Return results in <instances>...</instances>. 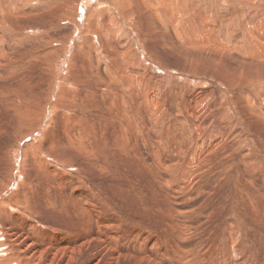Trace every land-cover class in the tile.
Listing matches in <instances>:
<instances>
[{"label":"rangeland","instance_id":"374dc122","mask_svg":"<svg viewBox=\"0 0 264 264\" xmlns=\"http://www.w3.org/2000/svg\"><path fill=\"white\" fill-rule=\"evenodd\" d=\"M84 1L79 0L80 3L78 4V1H77V3H74L75 5L73 3H70V2L68 4L67 0H65L64 3L62 2L60 4L54 3V2L49 3L48 6L46 5L42 9L37 10V13H36V11L35 12L34 11L33 12H25L26 10L21 12V10L17 9V8H10L11 10H9L8 7H6V11L4 12V15H0V17L2 19L6 18V20L10 24L8 30L4 33L6 35H3L2 40H0L5 47V48L3 47V50L0 51V58H1L0 59V65L2 66L3 77H5V76L7 77V79H4V80H6V81H3L4 83L1 82L2 83L1 85H2L3 89L6 86L8 89L10 88L9 90H11V91H17L20 89L19 91H21V92L26 91L25 93L30 94L29 103L33 107V110H34L33 113L32 112H31V114L29 113L28 117L26 115H22L21 117H19V119L14 118L12 116V114L10 113V111H8V110L1 111L3 113L0 112V129H1V131H0V164H4V162L6 160L10 161V162L17 161V157L15 155L16 154L15 152L18 150V148H22L25 150L24 151V153H25L24 157H31V154H33V153L37 154L38 151L41 152L44 150H46V152L48 151V153H50V155L52 157H55L58 154L61 155L62 157H66V158H69L70 156H74V154L72 153V146H68L69 141L71 140L70 138H68V136L70 135V133L72 131L74 133L77 132V126H78L77 123H82L85 126L86 131L87 130L90 131V133L88 131L86 133H84L86 135V138L90 141H96L93 144L94 149L92 147L91 152L89 151L90 152L89 154L86 153V156L92 155V156H95L97 158L100 156L99 158L101 160H103L105 158L103 161L105 163V165H104V163H102V165L105 167L104 169L107 171L104 172L100 169H88L86 167V165H84L83 167L86 169L81 170L82 172L81 171L78 172L81 175V177H80L77 172L75 173V171H76L75 167H73L72 169L70 168V171L66 170V174H65V178H64L65 184H64V186L62 185V187H63V190L65 191V194L68 195L69 192L71 193V191H70L71 187L70 186L77 183L76 185H78L80 190L77 191L74 196H75V198L77 196L76 201H77V205L79 208L81 207L79 205H81V203H82V208H80L81 209L80 211H84L85 213L87 212L86 215L88 217L91 216L88 211L92 212V216L89 217L88 220L91 222V225H92L91 226L92 228H90V231H92V233L95 235V237H100L103 239L105 237L108 238V236H109L112 239L111 233L116 234V236H117V238L115 240L116 243L112 244L113 240H109V239H106L105 242L111 246L114 244L116 246L119 245V247L117 246V249L119 251L120 250L124 251V244L126 242L132 241V245L130 246L129 252L133 253V254H136L137 243L140 244L143 248L151 247V250H153V251L155 250V252H157L158 255L163 256V258H164L163 260L168 259L167 261L169 262V264L173 263L174 258L176 259L174 264H178V263L181 264L184 261L185 256L188 257V255L185 253H187L189 251H191V252L194 251V252H193V256H191L192 254L190 255V260H189L190 262L188 261V263H191V262L197 260V262H195V263L193 262L192 264H200V263H202V264H235V263L236 264H264V226H263L264 225L263 224L264 223V221H263L264 220V215H263L264 214V150H263L264 149V129L260 128L258 126H255L252 123H249L248 119H244L245 126H247V131L250 133V136H252V135L254 136V139L256 140V143L258 144V146L260 148L258 147L257 152L253 151V153L250 156H248L246 158V160H243V161H241L238 158L239 157V155H238V157L236 158L237 163L235 162L236 165L231 166V169H230V172H234L233 169L236 170L235 176H231L230 178H228V181L223 182L224 184L222 183L218 187H216V189H219V190L215 191L216 190L215 189V190H213V192L212 191L210 192V190H208L210 187L207 183H206V187H204L203 184H201L202 179L198 183L196 181L195 182L196 184L191 183L189 180V168H187L185 170L187 172V174H184V176L180 175L179 173H176V170L172 169L175 167V165H174L175 159H176V161L181 162V164L182 163L184 164L185 162H184L183 158L188 152L186 151L185 154L184 153L178 154L177 153L178 151L174 150L175 149L174 143L177 142V140H175V138H177L179 140L180 134H179L178 130L174 131V128L172 129V131H170L171 130L170 129V123H172V121L175 122V120L178 121V119H180V118L177 119V117H180V115L182 117V115H184L187 118L185 120L186 122H185L184 126H186L187 124H188L187 125L188 127L192 126V125L197 126V120H195L197 115H196L195 111H191L192 114L189 113L188 115H185V113L181 114V112L177 106L174 107V100L176 103L177 100L179 99V97L175 96L176 94H174L173 90L177 89L175 92L180 94L181 96H184L186 98V102H188V100H190L189 101L190 103H188L185 106L186 107L188 106L190 108H195L194 106H192L194 104V98H193V96H191V92H192V88L194 87V84L190 83L191 81H187V80H186V83L184 84V81H182V80L180 81L177 77H175L176 78V81H175V79H173L174 73L170 76H168V74L165 75V73L170 72L174 67L176 69L174 68L172 71L174 72L176 70V72H178V69H177L179 67L178 64L181 66V63L179 62L180 59H178V58H180V54L177 50L176 51L174 50V45H172V43H174V42L178 44V42H179L178 39H176L174 37V32L172 30L170 32L169 31L168 32L161 31V33L156 35L157 32L153 33V32L148 31V30L145 32V30L137 29L136 32L139 36V40L141 39L140 43H142L141 45L143 48H146V49H144V51L139 50V49L137 50V47L134 44V42H131V40H133V39H132V34L130 31V28L127 25L124 26V24H123L125 22L123 17H126L125 13L128 10H130L131 12H137L138 16L144 14V13H139V12H147V13L153 12V10L150 8V6L148 4L143 3L142 1L139 3V5L134 4L136 2V0L128 1V3L126 5L122 3L123 2L122 0H121L122 2L120 0L119 1L118 0H94V1L93 0H89V1L84 0ZM256 1L258 2L261 0H256ZM86 2H87V5H86ZM118 2H120V4H118ZM237 3H232V4L226 3V4H224V3L217 0L216 4L213 2L212 4H210V6H211V8H213V9H211V10H213V12L216 13V12H223L224 11L223 13H226V16L233 18L232 17L233 13L237 11ZM39 4H37V5H39ZM94 4H95V6H94ZM113 4L118 5V8L113 6ZM122 4H123V6L124 5L125 6L123 7ZM78 5H80V6H78ZM101 5H103V6L101 7ZM104 5H105V7H104ZM147 5L149 8L147 7ZM91 6H93V8ZM217 6H218V10H217ZM230 6H232V8ZM87 7H88V9H87ZM94 7H97V8L100 7L99 12H110V11H112L110 13H112L111 15H114V16H111V19L112 20L114 19V21L116 20L115 30H117L116 28H118V31H119L118 33H121V35L127 34V36L124 35L125 38H124V36L122 37L120 34H118V36H120V38L122 37L121 38V40L123 42L122 45L125 46L124 49H121V46L119 48L117 47L118 52L122 53L121 51L127 50L128 52L123 51V52L127 53V54H125V56L129 54L128 55L129 59L135 58V59H138L140 62H143L144 60H146L145 58H147V56L150 55L149 56V57H151L150 59L155 62L156 67H158V69L162 72V76H165L164 78L167 80L170 77L168 80V82H170V83L168 84V82H166L169 86L166 84L167 86L165 85V87H164L165 88L164 90L165 91L168 90L167 94L169 93V96H170L169 99L166 100L167 101L166 106L164 107V110L162 109L160 115L158 116L159 118L157 117L158 119H156V120L153 119V116L151 115V113L145 114L146 117L144 120V125L145 126L147 125L146 126V129H147L146 133L147 134L149 133V134L148 135L144 134L143 139L139 140V144L136 147V149L140 150V152H141L139 156L145 157L146 160L148 161V163L152 166V169H154V171H156L155 174L158 176L160 175V177H161V181H159V183L157 184L158 186L156 185V187H154V190L156 188V190L159 194L158 198H156V199L151 198V196H150L151 192H150V189L148 188L149 187L148 186L149 180L152 179V181H153V178H152L154 176L153 173L151 172V170H149L147 172V175H146V173L144 171L145 166H143L144 164H141V166H143L142 167L143 171L139 170L138 168L136 169V167H137L135 165L136 156L132 153L133 150H135V147L133 145V142L128 141V139L131 140L130 138H132V136L129 134V132L132 130V125H131V130H128L129 132L127 131L126 128L125 129L127 132L126 131L123 132V135L128 137L127 139H125V140H127V142L124 144V141H125L124 140L118 144V141L121 139V137H120L121 136L120 131H121V127H122L121 125L124 124V127H125V120L127 119L123 115L124 114L123 112H125V109L123 108V104H121V103L117 104L118 99L113 97V93L115 91V89L113 87H111L110 92L109 91L107 93H106V91L102 92L101 90L97 89V86H99V88H100L101 80L100 81L96 80V79H98L97 76L96 77L93 75L91 76V64H94L96 54H95L94 50L92 49L90 43L88 44L89 47H87V48L83 46V44H85V40H88V39L85 35H80V33H79V30H80L79 27L80 26H78V24L81 25V24H83L82 22H84L83 26H85V27L86 26L87 27L92 26L93 21H94L93 20L94 18L92 16ZM120 7H122V9H120ZM263 7H264V1L261 3V6L259 7V9H262ZM105 9L108 11H106ZM147 9H148V11H147ZM219 9H220V11H219ZM259 9H255V7L247 8L246 6H243L242 4H240L238 6V10L240 11L239 12L240 14L238 12H236L238 16L240 15L239 17L238 16L236 17V18H238L237 23H238L239 27L241 26V28H245V27L246 28L247 27L252 28L256 24L257 20L260 19L259 17L261 15H264V11H260ZM40 10H41V12H40ZM75 10H77V11H75ZM211 10L208 9L207 11L212 12ZM63 11L67 12L68 14L64 15ZM38 12H39V14H38ZM75 12L77 13V16L80 19H78L76 17ZM169 12H174V10L170 9ZM253 12H256V14L252 18L251 16H252ZM120 13L123 17L119 16ZM32 14H34V15H32ZM58 14H60V15H58ZM78 14H80V15H78ZM17 15H19V16H17ZM70 15H72V16H70ZM87 15H90V16H87ZM29 16H31V18ZM138 16H136V18ZM199 16L201 17L202 15L199 14ZM199 16H198V14L195 15L194 19L197 22L194 20L192 22L193 25L197 29H199L201 27V26H199V22H198V19L200 18ZM61 18H63V19H61ZM67 18L72 19V21L71 20L68 21ZM83 18H85V20ZM141 18L142 17L138 18V24H140L141 26H146V23L148 21H146V23L145 22L141 23V21H139V19H141ZM79 20L81 22H79ZM158 21H159V19H158ZM33 22H35V23H33ZM234 22H235V19H234ZM117 23H118V26H117ZM240 23L242 25L244 24L243 27ZM159 28L161 30H163L160 26H159ZM237 29H238V27H237ZM223 30L224 29L221 26V30H219L221 33V37H226V35L228 34V29H225L224 31ZM241 30L238 31L239 33H237V36H236V37H238L237 40L238 41L240 40V42H242L241 39H243V38H241L242 35L240 36ZM22 31H24L25 33ZM235 31H237V30H235ZM146 33H148V34H146ZM170 34H172V35H170ZM12 35L15 38V39L13 38L14 41L9 42V40H8L9 43L7 44V41H6L7 38L9 36H12ZM210 35L211 36H209L207 33L208 39L213 38V35L212 34H210ZM104 36H106V38H108V35H104ZM158 36H159V38H158ZM75 37H77L78 39ZM120 38H117V39H120ZM126 38H128V39H126ZM4 39H6V40H4ZM146 39H147V41H146ZM174 39H175V41H174ZM32 40H33V42H32ZM47 40L49 41V43ZM60 40L61 41L63 40L62 43H60ZM72 43L74 45L71 47ZM155 43H156V46H155ZM213 43H214V41H210L209 50L211 48L212 49L209 51V53L214 54V52L217 50H216V47L214 46ZM244 43L249 45V43L247 41H244ZM52 46H54V47H52ZM67 46H69V48ZM68 49H70V50H68ZM89 49H90V51L88 53ZM9 50H11V51H9ZM145 50H147V51L145 52ZM19 51H20V53H19ZM44 51H46V52H44ZM49 51H51V54ZM230 51L231 50H229L228 52L227 51L225 52L226 57L223 59L225 62L224 69L226 71H230V66L233 65V64L229 63V59L228 60L226 59V58H228L227 56H229V53H231V55L235 54L234 51L233 52H230ZM41 52L42 53L44 52V54H40ZM129 52L130 53L132 52L131 53L132 55H130ZM154 52L156 54H154ZM13 53H15L16 56L15 55L13 56ZM136 53H138L137 56H136ZM4 54H6V55H4ZM10 54H11V56H10ZM20 54H22V55H20ZM35 54H37V55H35ZM141 54H142L143 58H141ZM196 54L197 55H194V56H196L197 58L195 57L194 59H196V60L199 59V62L197 65H196V62H194L192 68L196 73H202L203 77L208 81L207 85L205 84L204 86L201 87L206 92L210 91L207 95V98H208L207 103L209 104L208 106H212V104L210 103V101L212 99L215 100L214 102H217L218 101L217 99H219L220 102H222L220 99V97L222 96L220 94V90L217 87V85L214 84L215 82L214 83L212 82L213 80L219 79L221 82H225L228 84V82H227V81H229V80H227L228 77L224 73L226 71H224V69H223L222 76H225L226 78L223 77L224 79H222L217 75V71L214 67L215 65L218 64V62H220L221 59H219L218 55H215V56L213 54H212V56L206 55L207 57L202 58L201 55H199L198 53H196ZM139 55H140V57L138 58ZM156 55H158V56H156ZM67 56H69V58ZM128 56H126V57H128ZM35 57H37V58L35 59ZM238 57H239V59H242L241 55L237 56V58ZM66 59H67V63H66ZM68 60H69V62H68ZM21 61H23V62H21ZM27 61H29L30 63ZM207 61H209V62H207ZM63 62H64V65H63ZM156 62H157V64H156ZM246 62H249V60H247ZM24 63L25 64L27 63V65H25ZM30 64L31 65L33 64V65L31 66ZM59 64H60V67H59ZM125 64H127V62H123V65H125ZM13 67L15 69H12ZM66 67H68V68H66ZM46 68H47V70H46ZM61 68H64L66 70V73H69L71 71V73H69L70 75L69 74L67 75V77L69 76L68 79L71 80V83H72L69 86L70 88H68V85H66V83H65L66 81H68V79H67V77H64V73L62 72V74H59L60 71L62 70ZM17 70H18V72H17ZM24 72H26V73H24ZM54 72H55V75L53 74ZM18 73H20V74H18ZM14 74L17 76H15ZM21 74H22V76H21ZM75 74H77L78 76ZM30 75H32V76H30ZM45 76H46V78H45ZM75 77H77V78H75ZM63 78H65L66 80ZM73 78H75V79H73ZM31 79H34V80H31ZM8 80L10 83L8 82ZM72 81H74V82H72ZM172 81L174 84L172 83ZM48 82H49V84H48ZM180 82H181V84H180ZM93 83H94V85H93ZM177 83H178V85H177ZM10 84H12V85H10ZM36 84H37V86H36ZM62 84H63V86H62ZM186 84L188 86L190 84L193 86L189 88L188 86H186ZM76 85H78V86H76ZM170 85H172V87ZM19 86H21V87H19ZM64 86L65 87L67 86L68 91L65 90ZM29 87H30V89H29ZM39 87H40V90H39ZM45 87H46V89H45ZM52 87H54L53 90H52ZM173 87H177V88L174 89ZM168 88H170V89H168ZM181 88H183V89L185 88L184 91H183V89L181 91ZM29 90H30V92H29ZM72 90H74V91H72ZM169 90H170V92H169ZM78 91L81 93H79ZM68 92H69V94H68ZM82 93H84V94L82 95ZM115 93H116V91H115ZM217 94L220 97H218ZM53 95H54V98H53ZM67 96H70V97H67ZM76 96H77V98H76ZM83 96H85V97H83ZM59 97H60V99H59ZM74 98L77 100V103H76V100ZM189 98H191V99L193 98V100H191ZM201 98H202V96H201ZM261 98L262 97H257L256 100L260 101ZM51 100H53L55 103ZM68 101L69 102L71 101V102L69 103ZM112 101H113V104H111ZM214 102H212V103L214 104ZM218 102L216 103L217 106H219V104H220V102L219 103ZM50 103H51V105H50ZM73 103H75L76 105ZM114 103L117 104V107L114 106ZM64 105H65V107H64ZM94 105H95V107H94ZM119 105H121V107ZM181 105H183V104H181ZM59 106H60V108H59ZM81 106H82L83 110H81V108H80ZM39 107L40 108L42 107V108L40 109ZM55 108H56V110H55ZM181 108H183V106H181ZM88 109H89V111H88ZM36 110H38L37 112L38 113L40 112V113L39 114L37 112L35 113ZM56 111H57V115H55ZM181 111H182V109H181ZM64 112L65 113L67 112V114H65ZM52 113H54V114L52 115ZM144 113L145 112H143V114ZM43 114H44V116H43ZM45 114H46V117H45ZM74 114L77 117H79V118H77L79 120H77V122L72 123L73 121H75L74 117H73ZM78 114H80V116ZM174 115H176V116H174ZM36 116H38V117H36ZM8 117H10V118H8ZM48 117H51V119H49ZM67 117H69V119H71V120H67L68 119ZM29 118H31V119L29 120ZM45 118H48V119H45ZM50 120H52V121L50 122ZM121 121L123 122V124L121 123ZM153 122H155V123H153ZM156 122H158V123L160 122V123L158 124ZM182 122H183V120H182ZM192 122H193V124H192ZM215 123L216 122H214L213 129H214V132L216 134V137L220 138L221 133L219 134V132L222 131L223 126H221V124H219V123H216V124H218V126H217ZM72 124H74V125H72ZM7 125H8V127H7ZM97 125H98V127H97ZM168 125H169V127H168ZM215 125L217 126V128L215 127ZM229 125H231V124H229ZM232 126L234 128L236 127L238 130H240L241 133L245 132L244 131L245 127H243V125H241V124L234 126L232 123ZM188 127H186V128H188ZM118 128H120V130ZM67 129L70 132H68ZM168 129H170V130H168ZM64 130L69 133V134L67 133L68 136L66 134H64L65 133ZM96 130H97V132H96ZM173 131L176 134H174ZM217 132H218V135H217ZM241 133L238 136H240ZM158 134L162 135L164 138H162V139L157 138ZM195 134L196 133H194L192 135H188V138L185 139V141H187V143L185 144L187 147H189V145L193 139L199 138ZM242 134H245V133H242ZM77 135H78V133H77ZM77 135H76V137H77ZM74 136H75V134L73 135V137ZM80 137H82V136L80 135ZM80 137L78 136L77 139H80ZM82 138L84 139L85 136ZM116 138H117V140H115ZM213 138L216 139L215 137H213ZM155 140L158 141L156 143H153L156 145L157 150H156V152H153L152 149L150 148V142H154ZM102 141H103L104 145H103V143L101 145ZM115 143L118 145V146L116 145L117 148L115 146ZM122 143L125 145V147ZM188 143H189V145H188ZM36 144L38 145V147ZM95 145H97V147H95ZM246 145L247 144L242 143L243 147ZM105 146H107V147H105ZM127 146L130 148L127 149ZM242 146L240 144L239 150H241ZM30 147H32V149ZM101 147H103L104 150ZM138 147H140L141 149ZM98 148H100V149H98ZM123 149H124V151H123ZM118 150H120V151H118ZM92 151L93 152L95 151L94 152L95 154H93ZM126 151H128V153ZM152 152L154 154H152ZM117 153L120 155H118ZM125 153H126V155L127 154L128 155L126 156ZM129 153H131V154H129ZM99 154H101V155H99ZM96 155H99V156H96ZM124 158H125V160H124L125 162L123 161ZM62 159H63V161H61L59 163H62L64 165H68V161L64 158H62ZM117 159H120V160H117ZM129 159L131 162L129 161ZM252 159L258 161V162L256 161L257 164H256V162L251 163L255 168V170L252 171L254 173V175H252L253 177L248 174L250 172V170H249L250 161ZM152 161H154L155 163ZM168 166H169V168H168ZM59 168H61L59 165L56 166V169H59ZM44 173L42 175H36V177L34 174V177H31V180H33V181L31 182V186H30L29 201L34 208L37 206L36 209L39 208V210H40L41 204L43 203L42 201H44V197H46V195H48V196L50 195V197H53L54 194H56L52 185H55L56 181L58 180L57 178H59L58 177L59 174H57L58 172L54 176L53 175L47 176L46 172H44ZM174 173L176 175H174ZM171 174L173 175V177ZM228 174H230V173H227V176H228ZM77 175H78V177H77ZM98 175H100V177H98ZM236 175H237V177H236ZM117 176L120 178H116ZM187 176H188V178H187ZM232 177H234V178H232ZM107 178L109 179V181ZM110 179H112V181H110ZM242 180H243V182H242ZM117 182H118V184H117ZM81 183L82 184L84 183V184L82 185ZM188 183H190L191 186ZM98 185H99V187H98ZM111 185L113 188L111 187ZM126 186L135 187V194L132 191L128 192ZM100 188H101V190H100ZM102 188L104 190H102ZM165 188L168 190L169 189H171V190L173 189V190L168 191ZM113 189H115V190L113 191ZM86 190H90V193L87 192ZM106 190H108V192ZM120 190H121V193H119ZM100 191H102V192H100ZM144 192L145 193L147 192V193L144 194ZM57 194H58V192H57ZM140 195H141V197H140ZM168 195H169V197H168ZM78 196H80V198H78ZM171 196L172 197L174 196V197L171 198ZM214 196L216 198L217 197L218 198L216 199ZM5 197H7V195H3L2 199L4 200ZM94 197H95V199H94ZM122 197H124V198L126 197V198L123 199ZM167 197H168V199H167ZM91 198H93V199H91ZM137 198L138 199L140 198L141 201L138 200ZM119 199H121V201H119ZM173 199L175 200V202ZM215 199H216V201H215ZM158 200H160V201H159V203H156V204H161L162 209L158 206H155L156 204H154ZM189 201H190V203H189ZM59 202L60 201H57V205H59V207H60L61 205ZM119 202H121V203H119ZM142 202H144V203H142ZM165 202H167V204L170 205V208L165 206ZM178 202H179V204H178ZM64 208L65 209L67 208V209L65 210ZM141 208H143V209H141ZM147 208H149V209H147ZM60 209H61V212L57 214L58 217L55 216V217L50 218V216L45 215L46 219H48L49 221H51V222L54 221V223H56V224H61V227H59L58 230L53 229V227H45L44 226L45 233L49 235L48 238H51L50 234H52V233H53L51 235L52 237H54L55 234H56L55 236H58V235L61 236L62 235L63 237H67V233L64 232L66 230V228H64V225H71V224L76 223L79 220L78 218L74 217V220H75L74 221L72 218L73 212H74L72 205L68 206L67 203H65L63 206L60 207ZM220 209H222V210H220ZM215 210H217V211H215ZM232 210H236V213H235V211H232ZM219 211L220 212L222 211V212L220 213ZM227 213L229 214V216H227L228 215ZM160 214L162 215V217ZM259 214H262V216H259ZM252 215H253V217H252ZM148 216L151 220L148 218ZM167 216L169 217L168 219H167ZM84 217H85V215H84ZM255 217H257V221L255 220ZM258 217H259V220H258ZM262 217H263V219H261ZM208 218H210V220ZM46 219H45V221L47 222ZM103 219H104V221H103ZM211 219H213V220H211ZM224 220L225 221L228 220V221L224 222ZM253 220H255L256 223ZM107 221L109 223H107ZM112 222L115 223L114 224L115 226L113 225ZM229 222L232 224L231 228H230L231 224L229 225ZM101 223H103V225H101ZM104 223L105 224L107 223L106 224L107 227ZM110 223H112V224L109 225ZM259 223H261V224H259ZM109 226H111V227H109ZM186 226L187 227L189 226V227L187 228ZM199 226L202 228H200ZM106 228H108V229H106ZM186 228L189 230H187ZM211 228H213V229H211ZM229 228L231 230L234 229L235 231L234 230L231 231ZM118 229L120 231H117ZM107 230H109L108 233H107ZM119 232H121V233H119ZM67 240H68V238H67ZM144 240H145V242H144ZM133 242H134V245H133ZM121 243H122V246H120ZM196 245H198V247ZM200 245L203 246V248H205V249H203ZM114 246H112V247H114ZM122 247H123V249H122ZM186 248L187 249L189 248L190 250L189 249L186 250ZM197 248L199 249V251L196 250ZM183 249H185L187 252L184 251ZM179 251H180V253H179ZM196 252L198 254H196ZM179 256L181 257L180 259L178 258ZM199 256L202 258L201 260H200ZM182 257H184V258H182ZM205 257H207V259H209V260H206ZM191 258H193V259H191ZM170 260H173V261L171 262ZM181 260H182V262H181Z\"/></svg>","mask_w":264,"mask_h":264},{"label":"bare ground","instance_id":"6f19581e","mask_svg":"<svg viewBox=\"0 0 264 264\" xmlns=\"http://www.w3.org/2000/svg\"><path fill=\"white\" fill-rule=\"evenodd\" d=\"M64 1L65 0H1L0 1V15H4V12L6 11V7H8L9 10H11L10 8H17V9H20L21 12H23L24 10H26L25 12H33V11L35 12L36 11V13H37V10L42 9L46 5L48 6L49 3H53L54 2V3L60 4L62 2L64 3ZM77 1H78V4H79L80 3L79 0H67L68 4H69V2L74 4V3H77ZM122 1L121 2L126 5L128 3V1H130V0H122ZM141 1L143 3L148 4L150 6V8L153 10V12H149V13H147V12H139V13H144V14L138 16L137 15L138 14L137 12H131L130 10H128L125 13L126 14V17H123L121 15V13L119 14V16L120 17H123L124 20H125V22L123 23L124 26L127 25L130 28V31H131V34H132V39H133V40H131V42H134V44L137 47V50L139 49V50L144 51V49H146V48H143L142 45H141L142 43H140V40L141 39L139 40V36H138V34L136 32L137 29L145 30V32L147 30L148 31H151L153 33L154 32H157L156 35L159 34V33H161V31H166V32L169 31L170 32L172 30L174 32V37L176 39H178V41H179L178 44L174 42V43H172V45H174V50L175 51L177 50L179 52V54H180V58H178V59H180L179 62L181 63V66L178 64V66H179L177 68L178 69V72H176V70L174 72L172 71L175 68L174 67L172 70L170 69L171 70L170 72L165 73V75L168 74V76H170V75H172L174 73L173 74L174 75V78L173 79H175V81H176V78L175 77H177L180 81L181 80L184 81V84L186 83V80L187 81H191L190 83L194 84V87L192 88L191 96H193V98H194V104L192 106H194L195 108H190L188 106L186 107L185 105H187L188 103H190L189 102L190 100H188V102H186V98L184 96H181L180 94H178V93L175 92L177 90L175 88H177L178 86L177 87H173L175 89V90H173L174 94H176L175 96L176 97H179V99L177 100L176 103H175V100H174V107L177 106L179 108L181 114L182 113H185V115H188L189 113H191V111H195L196 112V115H197V117L195 119V120H197V126L192 125V126H189L188 127L187 126L188 124L186 126H184V124L186 122L185 120L187 118L184 115H182V117H181L180 114H179L180 117H177V119L180 118V119H178V121L175 120V122L174 121H172V123L169 122L170 123V129L171 130L170 129H168V130L172 131V129L174 128V131L178 130L179 131V134H180V139L179 140L177 138H175V140H177V142L174 143V146H175V149L174 150L175 151L177 150L178 151L177 152L178 154L179 153H184L185 154L186 151L188 152L185 156L183 155L184 158L182 157L185 163L184 164L183 163L181 164V162H178L175 159V162H174V165H175L174 168L175 169L174 168H172V169L173 170H176V173H179L180 175H183L184 176V174H187V172L185 170L187 168H189V180H190V182L191 183H195L197 181V183H198L202 179V181H201L202 183L201 182L200 183L203 184L204 187H206V183H207L209 185V187H210L208 190H210V192L211 191L213 192V190H215L216 187H218L220 184H222L225 181H228V178H230L231 176H235L236 170L233 169L234 172H230V169H231V166L236 165V163H237L236 158L238 157V155H239L238 158L241 161H243V160H246V158L248 156H250L253 153V151H256V152L258 151V147L259 146L256 143V140L254 139V136L253 135L250 136V133L247 131V126H245L244 119H248L249 123H252L253 125L258 126V127L264 129V15H261L259 17L260 19L257 20L256 24L252 28L249 27L250 29L248 27L247 28L246 27L245 28H241V26L239 27V25L237 23L238 22L237 21L238 18H236L238 16L236 12H238V13L240 12L238 10V6L240 4H242L243 6H246L247 8L255 7V9H259V7L261 6V3L264 0H261V1H258V2L256 0H218V1L222 2V3H224V4H226V3L232 4V3H237L238 2L237 3V11L234 12L233 13V16H232L235 19V22H234V19L233 18H231L229 16H226V13H223L224 12L223 10H222L223 12H216V13L213 12V10H211L213 8H211L210 4H212L213 2L216 4L217 0H204V1L203 0H136V2L134 4L139 5V3ZM37 4H39V5H37ZM114 4H113V6H115V7L118 8V5H114ZM118 4H120V2H118ZM123 4H122V6H123ZM86 5H87V2H86ZM148 5H147V7H148ZM78 6H80V5H78ZM94 6H95V4H94ZM102 6L103 5H101V7ZM91 7L93 8V6H91ZM104 7H105V5H104ZM230 7L232 8V6H230ZM87 9H88V7H87ZM99 9H100V7L99 8L94 7V9H93V15L92 16L94 18L93 19L94 21H93L92 26H88V27L86 26L85 27V26H83L84 22H82L83 24L80 23L81 25L78 24V26H80L79 27V29H80L79 30L80 35H85L87 37V39H88V40H85V44H83V46L87 48V47H89L88 44L90 43L92 49L94 50V52L96 54V56H95L96 58L94 60V64H91V76L92 75L95 76V77L97 76L98 79H96V80H98V81L101 80L100 88H99V86H97V89L101 90L102 92H104V91H106V93L108 91L110 92L111 87H113L115 89V91H116V93L114 91L113 97L116 98V99H118L117 104L118 103L123 104V108L125 109V112H123L124 113L123 115L127 119L125 120V127H124L123 122L121 121V123L123 125H121L122 126L121 127V131H120L121 132V136H120L121 139L118 141V144L128 138L125 135H123V132L126 131V129H127V131L128 130H131V125H132V130L130 132L128 131L129 134L132 136V138H130L131 140L128 139V141L133 142V145L135 147V150H133L132 153L136 156V160H135V165L137 166L136 169L138 168L139 170L143 171L142 170L143 169L142 167L145 166L144 167V171H145L146 175H147V172L149 170H151V172L153 173L154 176L152 177L153 178V181H152V179L149 180V183H148L149 184L148 185L149 187L148 188L150 189V192H151V195H150L151 198L152 199H156V198H158L159 194H158L156 188L154 190V187H156V185L159 183V181H161V177H160V175L158 176V175L155 174L156 171H154V169H152V166L148 163V161L146 160L145 157L139 156L141 152H140V150L136 149V147L139 144V140L143 139V135L144 134H147L146 133V130H147L146 129V126L147 125L146 126L144 125V120H145V117H146L145 114L151 113V115L153 116V119L156 120V119L159 118L158 116L160 115L162 109L164 110V107L166 106V102H167L166 100H168L170 96H169V93L167 94V91L168 90L165 91L164 90L165 89L164 87L167 84L166 82H168V80H169L170 77L169 78L167 77L168 78V80H167V79L164 78L165 76H162V72L158 69V67H156L155 62L150 59L151 58V57H149L150 55L147 56V58H145L146 60H144L143 62H140L138 59H135V58L134 59L133 58L129 59V56H128L129 54L126 55V56H128V57H126L125 54H127V53H125L123 51H127V50L121 51L122 53L118 52L117 47L119 48L121 46V49H124L125 48V46L122 45L123 42L121 40V38L125 34L124 35L123 34L121 35V33H118L119 32L118 31V28H116L117 30H115L116 20L114 21V19L113 20L111 19V16H114V15H111L112 13H110L112 11H110V12H99L100 11ZM120 9H122V7H120ZM170 9L171 10H174V12H169ZM208 9H210L212 12L207 11ZM217 10H218V6H217ZM259 10L260 11H264V7L262 9H259ZM75 11H77V10H75ZM106 11H108V10H106ZM147 11H148V9H147ZM219 11H220V9H219ZM40 12H41V10H40ZM34 14H32V15H34ZM38 14H39V12H38ZM65 14H68V13L67 12H64V15ZM197 14H198V16H199V14L202 15L201 17L199 16L200 18L198 19L199 26H201L200 28L198 27L199 29H197L193 25V23H192L193 20L196 21L194 19V16L197 15ZM255 14H256V12H253L251 17L253 18L255 16ZM58 15H60V14H58ZM75 15H76V17L78 19H80L77 16V13ZM78 15H80V14H78ZM17 16H19V15H17ZM70 16H72V15H70ZM87 16H90V15H87ZM136 16H138V17L136 18ZM29 17L31 18V16H29ZM139 17H142L141 19H139V21H141V23L142 22H145L146 23V21H148L147 23L149 25L147 23H146V26H141L140 24H138V18ZM63 18H61V19H63ZM83 19L85 20V18H83ZM158 19H159V21H158ZM67 20L68 21H70V20L72 21V19H70V18H67ZM79 22H81V21L79 20ZM33 23H35V22H33ZM243 25H242V27H243ZM9 26H10V24L6 20V18H3L2 19L0 17V40H2V36L3 35H6L4 33L8 30ZM117 26H118V23H117ZM159 26L163 30H161L159 28ZM221 26H222V28L224 30L225 29H228V34L226 35V37H221V33L219 31V30H221ZM237 27H238L239 30L242 29L240 31L241 32L240 36L242 35L241 38H243V39H241L242 42H240V40L239 41L237 40L238 37H236V36H237V33H239L238 32L239 30L237 29ZM235 30H237V31H235ZM22 32H24V31H22ZM207 33H208L209 36H211L210 34H212L213 35V38H209L208 39ZM118 34H120L122 37L120 38V36H118ZM146 34H148V33H146ZM104 35H108V38H106V36H104ZM170 35H172V34H170ZM125 36H127V34ZM125 36H124V38H125ZM13 38H14V36L12 35V36H9L7 38V40L6 39H4V40H6L7 41V44H8L9 42L14 41ZM75 38H77V37H75ZM117 38H120V39H117ZM158 38H159V36H158ZM126 39H128V38H126ZM8 40H9V42H8ZM62 41L60 40V43H62ZM146 41H147V39H146ZM174 41H175V39H174ZM210 41H214L213 44H214V46L216 47V50H217V51L214 52V54L213 53H209V51L212 49L211 48L209 50ZM244 41H247L249 43V45L248 44H245ZM32 42H33V40H32ZM48 43H49V41H48ZM73 45L74 44L72 43L71 47ZM155 46H156V43H155ZM3 47H4V45L0 41V51L3 50ZM52 47H54V46H52ZM67 47L69 48V46H67ZM68 50H70V49H68ZM229 50H231L230 52H233L234 51L235 54H232L231 55V53H229V56L230 57L227 56L228 58H226V59L227 60L229 59V63H231L233 65L230 66V71H226L224 69L225 62H224L223 59L226 57V53L225 52L226 51L228 52ZM9 51H11V50H9ZM89 51H90V49L88 50V53H89ZM146 51L147 50H145V52ZM44 52H46V51H44ZM44 52L43 53L41 52L40 54H44ZM49 52L51 54V51H49ZM19 53H20V51H19ZM131 53H130V55H132ZM196 53H198L199 55H201L202 58L207 57L206 55H211V56H212V54L214 56L215 55H218L219 56V59H221V60H220V62H218L217 65H215V64H214L215 66L213 65L215 67L216 71H217V75L220 78L224 79L226 77L225 76H222L223 69H224V71L227 72V73L226 72H224V73L228 77L227 78V80H229V81H227L228 84L225 83V82H221L219 79L213 80V81L211 80L213 83L215 82L214 84L217 85V87L220 90V94L222 95L220 97L217 94L218 97H220V99L222 101V102H220V100L217 99L220 102L219 106L216 105V103L218 101L216 100L217 102H214L215 101L214 99H212L210 101V103L212 104V106H208L209 104L207 103L208 102L207 101L208 100L207 95H208V93L210 91L209 92H206V91L203 90V88H201L205 84L207 85L208 84V81L203 77L202 73H196L193 70V68H192L194 62H196V65L199 62V59H197V60L194 59L196 57L194 55H197ZM154 54H156V53L154 52ZM4 55H6V54H4ZM14 55H15V53H13V56ZM20 55H22V54H20ZM35 55H37V54H35ZM137 55H138V53H136V56ZM240 55H241L242 59H239V57L237 58V56H240ZM10 56H11V54H10ZM156 56H158V55H156ZM67 57L69 58V56H67ZM139 57H140V55L138 56V58ZM36 58L37 57H35V59ZM141 58H143L142 57V54H141ZM247 60H249V62H246ZM21 62H23V61H21ZM27 62H29V61H27ZM68 62H69V60H68ZM123 62H127V64L123 65ZM207 62H209V61H207ZM66 63H67V59H66ZM156 64H157V62H156ZM25 65H27V63ZM63 65H64V62H63ZM59 67H60V64H59ZM0 68H1L0 69V112L1 111H4V110H8V111H10V113L12 114V116L14 118H18V119L22 115H26L28 117L29 116V113L31 114V112L33 113V111H34L33 110V107L29 103L30 94L25 93L26 92L25 90H24L25 92H21V91H19L20 89L17 90V91H11V90H9L10 88L8 89L6 86L3 89L2 85H1L2 84L1 82L6 81L4 79H7V77L6 76L3 77V74H2V66L1 65H0ZM66 68H68V67H66ZM12 69H15V68L13 67ZM61 69L62 70L60 71L59 74H62V72H63L64 73V77H67V75L69 73H71V71L69 73H66V70L64 68H61ZM46 70H47V68H46ZM17 72H18V70H17ZM24 73H26V72H24ZM18 74H20V73H18ZM53 74L55 75V72ZM75 75H77V74H75ZM15 76H17V75H15ZM21 76H22V74H21ZM30 76H32V75H30ZM45 78H46V76H45ZM68 78H69V76L67 77V79ZM75 78H77V77H75ZM75 78H73V79H75ZM63 79H65V78H63ZM31 80H34V79H31ZM8 82H9V80H8ZM72 82H74V81H72ZM65 83H66V85H68V88H70L69 86L72 84L71 83V80L68 79V81H66ZM169 83L170 82H168V84ZM172 83H173V81H172ZM48 84H49V82H48ZM180 84H181V82H180ZM10 85H12V84H10ZM93 85H94V83H93ZM172 85H170V86L172 87ZM177 85H178V83H177ZM36 86H37V84H36ZM62 86H63V84H62ZM76 86H78V85H76ZM186 86H188V85L186 84ZM192 86L193 85L190 84L188 87L190 88ZM19 87H21V86H19ZM53 88L54 87H52V90H53ZM29 89H30V87H29ZM45 89H46V87H45ZM168 89H170V88H168ZM182 89L183 88H181V91H182ZM184 89H183V91H184ZM39 90H40V87H39ZM65 90L68 91L67 86L65 87ZM72 91H74V90H72ZM29 92H30V90H29ZM169 92H170V90H169ZM79 93H81V92H79ZM68 94H69V92H68ZM83 94L84 93H82V95ZM201 96H202V98H201ZM67 97H70V96H67ZM83 97H85V96H83ZM257 97H262V98H261L260 101L259 100L257 101L256 100ZM53 98H54V95H53ZM76 98H77V96H76ZM193 98L192 99L189 98V99L193 100ZM59 99H60V97H59ZM51 101H53V100H51ZM212 102H214V104ZM76 103H77V100H76ZM73 104H75V103H73ZM111 104H113V101L111 102ZM117 104L114 103V106L117 107ZM181 104H183V105H181ZM50 105H51V103H50ZM82 106L80 107L81 110H83L82 109ZM119 106L121 107V105H119ZM181 106H183V108H181ZM64 107H65V105H64ZM94 107H95V105H94ZM59 108H60V106H59ZM181 109H182V111H181ZM55 110H56V108H55ZM37 111L38 110H36L35 113ZM88 111H89V109H88ZM67 112L66 113L64 112V113L67 114ZM143 112H145V113L143 114ZM1 113H3V112H1ZM53 114L54 113H52V115ZM55 115H57V111H56V114ZM78 115L80 116V114H78ZM43 116H44V114H43ZM174 116H176V115H174ZM36 117H38V116H36ZM45 117H46V114H45ZM73 117H74V120L75 121H73L72 123L77 122V120H79V119H77L79 117H77L75 114L73 115ZM8 118H10V117H8ZM48 118L51 119V117H48ZM48 118H45V119H48ZM67 118H68L67 120H71V119H69V117H67ZM30 119L31 118H29V120ZM52 120H50V122ZM182 120H183L184 123L182 122ZM214 122L219 123V124H221V126H223L222 127V131L219 132V134L221 133L220 138L216 137V134L214 132V129H213ZM231 122L233 123L234 126L239 125V124L243 125V127H245L244 128V131L245 132H242V133H245V134H242L241 131L238 130L236 127L234 128L232 126V123ZM153 123H155V122H153ZM156 123H158V122H156ZM77 124H78V126H77V132L74 133L72 131L69 136L67 135V133L70 132V131H68V129H67L68 132L64 130L65 131L64 134H66L68 136V138L71 139L69 141V145L68 146H72V153L74 154V156H70L69 158H66V157H62L61 155L58 154L57 156H55L56 157L55 158V157H52L50 155V153H48V151L46 152V150H44V151H41V152L38 151V153L36 152L37 154H35V153L31 154V157H24V154H25L24 151L25 150L22 149V148H18V150L15 152L16 153L15 155L17 157V161L10 162V161H7L6 160L4 162V164H0V264H169V262L167 261L168 259L167 260H163L164 259L163 256L158 255V253L155 252V250L154 251L151 250V247L143 248L138 243H137V247H136L137 248V251L135 250L136 251V254L130 253L129 250H130V246L132 245V241L131 242H126L124 244V251H121V250L119 251L117 249V246L119 247V245L116 246L114 244L116 247L114 245H112L114 247H112L111 245H108L105 242V240L106 239L113 240L112 241V244L113 243H116L115 242V240L117 238L116 234H112L111 233L112 239L109 236H108V238L105 237L103 239L100 238V237H95V235L92 233V231H90V228H92L91 227L92 225H91V222L88 220L89 217L92 216V212L88 211L90 213V215H91V216L88 217L86 215L87 212L85 213L84 211H80L81 210L80 208H82V203H81V205H79V206H81L80 208L77 205V201H76L77 196H76V198L74 196L75 193L80 190L79 187H78V185H76L77 183H75L74 185H71L70 186L71 187V190L70 189L69 190L71 191V193L69 192L68 195L65 194V191L63 190L62 185L64 186V184H65L64 183V178H65L66 170L67 171H70V168L72 169L73 167H75L76 168L75 169L76 170L75 173L76 172L78 173L79 171L86 169V168L83 167L84 165H86V167L88 169H100V170H102L104 172L107 171V170L104 169L105 167L102 165V163H104L103 161H104L105 158L103 160H101L99 158L100 157L99 155H101V154L96 155V156H99L98 158L95 157V156H92V155L91 156H89V155L86 156V153L89 154L91 152L92 147H93V144L96 141H90V140H88L86 138V135L84 134L88 130L86 131V128H85V126L82 123H77ZM192 124H193V122H192ZM229 124H231V125H229ZM72 125H74V124H72ZM216 125L218 126V124H216ZM216 125H215V127L217 128ZM7 127H8V125H7ZM97 127H98V125H97ZM168 127H169V125H168ZM186 127H188V128H186ZM118 129L120 130V128H118ZM0 131H1V129H0ZM88 132L90 133V131H88ZM96 132H97V130H96ZM77 133H78V135H77ZM194 133H196L195 135H197V137H199V138L198 139H193L192 142L190 143V145L188 143L189 147H187L185 145L187 143V141H185V139L188 138V135H192ZM240 133H241V135L238 136ZM74 134H75V136L73 137ZM174 134H176V133L174 132ZM76 135H77V137L78 136L80 137V135L82 137L85 136V138L83 139L82 137H80V139H77ZM217 135H218V132H217ZM213 137H215L216 139H214ZM157 138L162 139L164 137L162 135L158 134V137ZM115 140H117V138ZM126 142H127V140L124 141V144ZM156 142H158V141L155 140L154 142H150V148L152 149L153 152H156V150H157L156 149V145L153 144V143H156ZM102 143H103V141L101 142V145H102ZM242 143L243 144L245 143L247 145L243 147L242 146ZM240 144L242 146L241 150H239L240 149ZM103 145H104V143H103ZM116 145L117 144L115 143V146ZM117 146H116V148H117ZM37 147H38V145H37ZM95 147H97V145H95ZM105 147H107V146H105ZM124 147H125V145H124ZM30 148L32 149V147H30ZM101 148H103V147H101ZM129 148L130 147L127 146V149H129ZM138 148H140V147H138ZM93 149H94V147H93ZM98 149H100V148H98ZM124 149H123V151H124ZM103 150H104V148H103ZM118 151H120V150H118ZM94 152H93V154H95ZM126 152L128 153V151H126ZM153 152H152V154H154ZM129 154H131V153H129ZM118 155H120V154H118ZM125 155H126V153H125ZM62 158L66 159L68 161V165H64L62 163H59V162L63 161ZM117 160H120V159H117ZM124 160H125V158L123 159V161ZM129 161H130V159H129ZM256 161L257 160H253V159L250 161V168H249L250 172L248 173L250 176L254 175V173L252 171L255 170L254 166L251 163H254ZM152 162H154V161H152ZM257 162H256V164H257ZM141 164H144V165L141 166ZM58 165L61 168L56 169V166H58ZM104 165H105V163H104ZM168 168H169V166H168ZM44 172H46L47 176L48 175H50V176L53 175L54 176L58 172L57 174H59L58 175L59 178H57L58 180L56 181V184L55 185H52V187L55 190V193L56 194H54L53 197H50V195L49 196L46 195V197H44V201H42L43 203L41 204V207H40V210H39V208L36 209L37 206L34 208L31 205L30 201H29L30 186H31V182L33 181V180H31V177H34V174H35V177H36V175H42ZM227 173H230V174H228V176H227ZM174 175H176V174L174 173ZM79 176L81 177L80 174H79ZM77 177H78V175H77ZM98 177H100V175H98ZM172 177H173V175H172ZM236 177H237V175H236ZM116 178H120V177L117 176ZM187 178H188V176H187ZM232 178H234V177H232ZM108 181H109V179H108ZM110 181H112V179H110ZM242 182H243V180H242ZM117 184H118V182H117ZM188 184L191 186L190 183H188ZM99 185H98V187H99ZM111 187H112V185H111ZM126 188H127V191L128 192L129 191H132L135 194V187L126 186ZM100 190H101V188H100ZM102 190H104V189L102 188ZM114 190L115 189H113V191ZM166 190H168V189H166ZM169 190H171V189H169ZM217 190H219V189H216L215 191H217ZM86 191L90 193V190H86ZM106 191L108 192V190H106ZM57 192H58V194H57ZM100 192H102V191H100ZM119 193H121V190L119 191ZM146 193L144 192V194H146ZM3 195H7V197H5L4 200L2 199V196ZM140 197H141V195H140ZM168 197H169V195H168ZM168 197H167V199H168ZM173 197L171 196V198H173ZM78 198H80V196H78ZM122 198L125 199L126 197L125 198L122 197ZM91 199H93V198H91ZM94 199H95V197H94ZM216 199H215V201H216ZM138 200H140V198ZM57 201H60L59 203H60L61 206H63L65 203H67L68 206L69 205H72V208L74 210L73 217L72 218L74 220V217H75V218H78L79 220L76 223H74V224L64 225V228H66V230L64 232L67 233V237H63L62 235L61 236H59V235L58 236H55L56 234L54 235V237H52L51 236L53 234L52 233V234H50V237L51 238H48L49 235L45 233L44 226L45 227H53V229H57V230H58L59 227H61V224H56V223H54V221L51 222L48 219H46V216H50V218L55 217V216L58 217L57 214L61 212V209H60L61 206L59 207V205H57ZM119 201H121V199H119ZM159 201L160 200L156 201L154 204L159 203ZM190 201H189V203H190ZM174 202H175V200H174ZM119 203H121V202H119ZM142 203H144V202H142ZM178 204H179V202H178ZM155 206H158V207L161 208V204H156ZM165 206L168 207V208H170V205L167 204V202H165ZM143 208H141V209H143ZM147 209H149V208H147ZM220 210H222V209H220ZM215 211H217V210H215ZM232 211H235V213H236V210H232ZM84 215H85V217H84ZM149 216H148V218H149ZM227 216H229V214ZM259 216H262V214H259ZM161 217H162V215H161ZM252 217H253V215H252ZM168 218L169 217L167 216V219ZM210 218H208V219L210 220ZM45 219L47 220V222L45 221ZM261 219H263V217ZM211 220H213V219H211ZM255 220L257 221V217H255ZM255 220H253V221L255 222ZM258 220H259V217H258ZM103 221H104V219H103ZM227 221L224 220V222H227ZM107 223H109V222L107 221ZM112 223H110L109 225H111ZM114 224L115 223H113V225ZM230 224L231 223L229 222V225ZM259 224H261V223H259ZM101 225H103V223H101ZM231 226H232V224L230 225V228H231ZM106 227H107V225H106ZM109 227H111V226H109ZM108 228H106V229H108ZM200 228H202V227H200ZM211 229H213V228H211ZM187 230H189V229H187ZM233 230H231V231H233ZM108 231L109 230H107V233H108ZM117 231H120V230L118 229ZM121 232H119V233H121ZM67 238H68V240H67ZM144 242H145V240H144ZM133 245H134V242H133ZM120 246H122V243H121ZM196 246L198 247V245H196ZM201 247L203 248V246H201ZM122 249H123V247H122ZM188 249L186 248V250H188ZM203 249H205V248H203ZM183 250L186 251L185 249H183ZM196 250L199 251L198 248ZM193 252L189 251V252L185 253V254L188 255V257L187 256H185V258L182 257V258H184V261L183 262L185 264H192L193 262L194 263L197 262V260H196V261H193L191 263H188V261L190 260V255L192 254L191 256H193ZM179 253H180V251H179ZM196 254H198V253L196 252ZM178 258L180 259L181 257L179 256ZM191 259H193V258H191ZM201 259L202 258L200 257V260ZM205 259L206 260H209V259H207V257H205ZM175 260L176 259L174 258V261L173 260H170V261L171 262L173 261L172 264H174ZM181 262H182V260H181ZM178 264H180V263H178ZM200 264H202V263H200Z\"/></svg>","mask_w":264,"mask_h":264}]
</instances>
